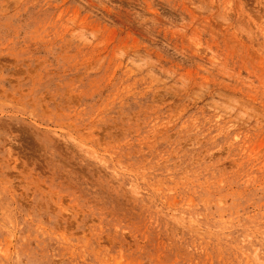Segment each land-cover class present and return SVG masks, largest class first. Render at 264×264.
I'll use <instances>...</instances> for the list:
<instances>
[{"label":"rangeland","instance_id":"obj_1","mask_svg":"<svg viewBox=\"0 0 264 264\" xmlns=\"http://www.w3.org/2000/svg\"><path fill=\"white\" fill-rule=\"evenodd\" d=\"M0 264H264V0H0Z\"/></svg>","mask_w":264,"mask_h":264}]
</instances>
